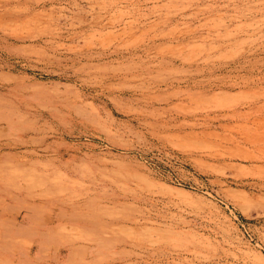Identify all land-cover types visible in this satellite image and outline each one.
Listing matches in <instances>:
<instances>
[{
    "label": "rangeland",
    "instance_id": "1",
    "mask_svg": "<svg viewBox=\"0 0 264 264\" xmlns=\"http://www.w3.org/2000/svg\"><path fill=\"white\" fill-rule=\"evenodd\" d=\"M0 264H264V0H0Z\"/></svg>",
    "mask_w": 264,
    "mask_h": 264
}]
</instances>
